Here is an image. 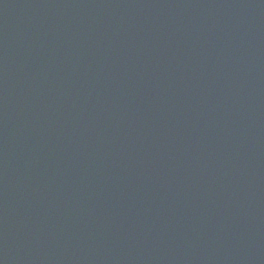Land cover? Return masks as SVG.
I'll return each instance as SVG.
<instances>
[{
    "label": "water",
    "instance_id": "obj_1",
    "mask_svg": "<svg viewBox=\"0 0 264 264\" xmlns=\"http://www.w3.org/2000/svg\"><path fill=\"white\" fill-rule=\"evenodd\" d=\"M0 264H264V0H0Z\"/></svg>",
    "mask_w": 264,
    "mask_h": 264
}]
</instances>
